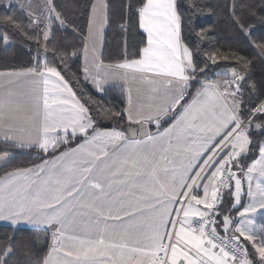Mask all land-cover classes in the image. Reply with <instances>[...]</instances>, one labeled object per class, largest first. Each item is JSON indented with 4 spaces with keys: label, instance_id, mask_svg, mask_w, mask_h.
<instances>
[{
    "label": "snow or ice",
    "instance_id": "6c2138e0",
    "mask_svg": "<svg viewBox=\"0 0 264 264\" xmlns=\"http://www.w3.org/2000/svg\"><path fill=\"white\" fill-rule=\"evenodd\" d=\"M0 7V264H264V0Z\"/></svg>",
    "mask_w": 264,
    "mask_h": 264
},
{
    "label": "trees",
    "instance_id": "16d2710c",
    "mask_svg": "<svg viewBox=\"0 0 264 264\" xmlns=\"http://www.w3.org/2000/svg\"><path fill=\"white\" fill-rule=\"evenodd\" d=\"M88 0H57V3L60 4L63 9L71 13L74 10H78V6H82L84 3H87ZM108 2L114 6L115 10H119V5L121 4L122 0H108ZM208 2L213 3L214 5H222L225 3V0H208ZM3 11V8L0 7V12ZM208 18L207 13L203 17L200 18L199 22L203 23L205 19ZM77 19L81 22L83 26V17L78 16ZM222 16H212L211 21L212 23L216 24L218 32H217V39L223 41L227 38V32L225 30V25L222 22ZM188 35V33H186ZM71 37L69 40L71 41ZM78 42V41H77ZM137 38L134 33L129 34L127 37V48L131 51L137 46ZM124 38L120 33L112 29H106L105 35V45H104V52L107 57L115 58L116 56L120 55L123 48H124ZM24 59L22 51L16 48H9L5 51L3 46H0V68L5 66H10L14 61ZM110 96L114 98V102L119 105L120 103V93L118 90H113L110 93ZM36 155L35 152L32 153L34 157ZM30 157L27 155H23L18 157L19 162H29ZM12 229L8 226H0V240H2L5 235L10 234ZM17 238L22 239L30 235L28 231H19L16 233Z\"/></svg>",
    "mask_w": 264,
    "mask_h": 264
},
{
    "label": "crops",
    "instance_id": "0c3cea01",
    "mask_svg": "<svg viewBox=\"0 0 264 264\" xmlns=\"http://www.w3.org/2000/svg\"><path fill=\"white\" fill-rule=\"evenodd\" d=\"M155 129L153 128V131H154ZM0 226H7L6 225V223L5 222H0Z\"/></svg>",
    "mask_w": 264,
    "mask_h": 264
}]
</instances>
